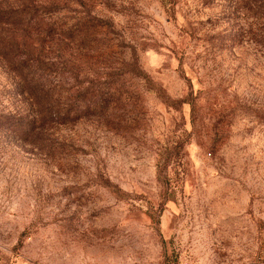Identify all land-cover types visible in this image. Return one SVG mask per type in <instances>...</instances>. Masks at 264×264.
Returning a JSON list of instances; mask_svg holds the SVG:
<instances>
[{
  "label": "rangeland",
  "instance_id": "1",
  "mask_svg": "<svg viewBox=\"0 0 264 264\" xmlns=\"http://www.w3.org/2000/svg\"><path fill=\"white\" fill-rule=\"evenodd\" d=\"M32 2L68 116L24 138L0 57V264H264V0Z\"/></svg>",
  "mask_w": 264,
  "mask_h": 264
},
{
  "label": "trees",
  "instance_id": "2",
  "mask_svg": "<svg viewBox=\"0 0 264 264\" xmlns=\"http://www.w3.org/2000/svg\"><path fill=\"white\" fill-rule=\"evenodd\" d=\"M1 5V3H0ZM48 4L27 3L19 6H0V57L3 58L8 67L15 73L21 90H25L29 100V110L22 116L21 121L24 129V138L41 130H49L53 124L64 123L68 114H60L59 97L61 96V79L54 83L53 73L58 67L64 68V62H48L39 54H35L30 43L24 36L16 38L12 29L22 32L34 31L40 44L46 39L58 37L66 39L64 31L55 26L51 20L52 14ZM51 15V16H50ZM11 31V32H10ZM135 74L143 76V72L135 68ZM93 82V80H90ZM58 89L57 92L54 90ZM96 89L90 85L86 89L78 88L79 94L84 97L93 95ZM57 93L58 97L54 98ZM94 97V96H93ZM87 110L92 108L91 103L86 105ZM56 109V110H55ZM79 112V110H76ZM78 114V113H77ZM80 115V114H79Z\"/></svg>",
  "mask_w": 264,
  "mask_h": 264
},
{
  "label": "built area",
  "instance_id": "3",
  "mask_svg": "<svg viewBox=\"0 0 264 264\" xmlns=\"http://www.w3.org/2000/svg\"><path fill=\"white\" fill-rule=\"evenodd\" d=\"M173 264H191L188 260H178V261H176L175 263H173Z\"/></svg>",
  "mask_w": 264,
  "mask_h": 264
}]
</instances>
